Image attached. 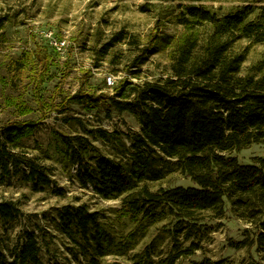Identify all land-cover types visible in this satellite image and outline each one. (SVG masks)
Segmentation results:
<instances>
[{"label": "rangeland", "instance_id": "obj_1", "mask_svg": "<svg viewBox=\"0 0 264 264\" xmlns=\"http://www.w3.org/2000/svg\"><path fill=\"white\" fill-rule=\"evenodd\" d=\"M149 3L169 14L164 23L158 25L157 14L145 10ZM188 5L221 15L252 5L256 8L252 18L258 19L264 0H0V21H10L4 22L5 34L0 38V127L15 121L38 123L33 136L22 141V148L55 180L41 192H34L18 176L0 184V200H12L20 208L14 219L7 222L0 218V253L9 263L25 233L35 232L44 264H264V250L255 243V227L232 213L229 206L221 216L206 211L193 223L177 221L170 215L156 224L125 217L123 197L105 200L93 189L81 186L56 135H86L103 155L124 164L132 174L135 150L131 137L142 133L136 116L114 113L107 118L103 109L87 112L77 105L70 106L65 114L58 109L65 98L81 90L113 95L116 85L125 79L139 83L165 76L170 53L184 32L174 15ZM157 27L160 38L154 45L159 52L134 67L140 44L147 45ZM42 32H53L65 39L66 52L57 54ZM117 37L119 40L114 41ZM109 41L114 47L103 56L102 48ZM46 47L52 64L43 77L42 66L36 60ZM245 48L248 58L243 74L264 60V45L249 40L237 45V50ZM20 67L22 70L16 71ZM135 71H140L139 76L133 74ZM109 77L116 79L112 88L107 84ZM64 117L74 120L67 123ZM98 130L118 135L104 139L96 133ZM263 155L264 145H254L234 151L230 157H237L247 166ZM146 158L150 160L149 171L142 181L133 176L135 188L146 186L158 191L195 187L179 171L177 161L158 150L149 152ZM69 203H85L91 211L99 212L109 237V254L93 260L92 252L86 257L57 231L58 211Z\"/></svg>", "mask_w": 264, "mask_h": 264}, {"label": "trees", "instance_id": "obj_2", "mask_svg": "<svg viewBox=\"0 0 264 264\" xmlns=\"http://www.w3.org/2000/svg\"><path fill=\"white\" fill-rule=\"evenodd\" d=\"M148 6L145 10L157 14L158 25L168 19L169 14L156 10L153 3ZM260 10L259 18L253 19L256 8L252 5L237 7L225 15L202 6L181 7L174 20L184 32L170 53L165 76L139 83L125 79L116 85L113 95L81 90L65 98L58 109L60 114L72 105L87 112L103 109L107 118L128 113L138 118L142 132L131 137L135 150L132 174L124 164L103 155L86 135L57 133L66 161L76 170L81 186L93 189L105 200L123 197L125 217L153 224L164 221L167 215L193 223L206 211L221 216L229 206L232 213L255 227V243L264 250V155L247 166L230 157L234 151L264 145V60L243 74L248 50H237L243 40L264 45V7ZM4 22L10 21H0V38L5 34ZM158 31L159 27L147 45L140 44L134 67L159 52L154 45L160 38ZM113 47L109 41L101 54L107 56ZM38 58L44 77L52 64L47 47ZM20 70L22 67L16 68ZM133 74L139 76L140 71ZM64 118L67 123L74 120ZM38 128L34 121H15L0 127L1 185L13 176L23 178L34 192L55 184L47 168L22 148V141ZM96 133L104 139L118 135L102 130ZM157 150L177 161L179 171L195 187L158 191L146 186L135 188L133 176L140 181L145 178L150 162L146 155ZM19 213L18 203L0 200L1 220L8 222ZM56 220L57 231L82 255L88 257L93 252L95 260L109 254V237L100 214L91 211L88 204H65ZM41 252L39 235L26 232L22 245L11 253L12 261L9 263L1 252L0 264H44Z\"/></svg>", "mask_w": 264, "mask_h": 264}, {"label": "built area", "instance_id": "obj_3", "mask_svg": "<svg viewBox=\"0 0 264 264\" xmlns=\"http://www.w3.org/2000/svg\"><path fill=\"white\" fill-rule=\"evenodd\" d=\"M43 38H45L50 46L59 54L63 55L68 49V43L65 39L57 37L53 32H42ZM107 84L109 87H113L116 84V79L113 77H109ZM93 117V115H91ZM76 174V170L73 171Z\"/></svg>", "mask_w": 264, "mask_h": 264}]
</instances>
